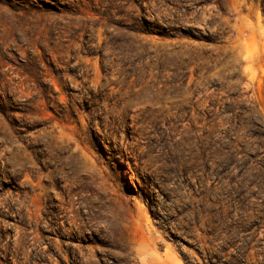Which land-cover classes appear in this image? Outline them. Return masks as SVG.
Segmentation results:
<instances>
[{"label":"rangeland","instance_id":"374dc122","mask_svg":"<svg viewBox=\"0 0 264 264\" xmlns=\"http://www.w3.org/2000/svg\"><path fill=\"white\" fill-rule=\"evenodd\" d=\"M0 264H264V0H0Z\"/></svg>","mask_w":264,"mask_h":264},{"label":"trees","instance_id":"16d2710c","mask_svg":"<svg viewBox=\"0 0 264 264\" xmlns=\"http://www.w3.org/2000/svg\"><path fill=\"white\" fill-rule=\"evenodd\" d=\"M231 162H232V157H231V155H228V154H227V156H226V158H225L224 166H225V167H228V166L231 164Z\"/></svg>","mask_w":264,"mask_h":264},{"label":"bare ground","instance_id":"6f19581e","mask_svg":"<svg viewBox=\"0 0 264 264\" xmlns=\"http://www.w3.org/2000/svg\"><path fill=\"white\" fill-rule=\"evenodd\" d=\"M14 215H15V214H14ZM54 229H55V228H54ZM58 233H59V232H58ZM58 233H57V234H58ZM65 233H66V232H65ZM58 235H61V234H58ZM69 235H70V234H69Z\"/></svg>","mask_w":264,"mask_h":264}]
</instances>
